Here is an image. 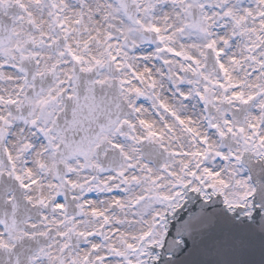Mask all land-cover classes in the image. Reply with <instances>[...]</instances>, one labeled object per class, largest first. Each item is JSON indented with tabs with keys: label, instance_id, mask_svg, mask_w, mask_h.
<instances>
[{
	"label": "snow or ice",
	"instance_id": "6c2138e0",
	"mask_svg": "<svg viewBox=\"0 0 264 264\" xmlns=\"http://www.w3.org/2000/svg\"><path fill=\"white\" fill-rule=\"evenodd\" d=\"M0 264H264V0H0Z\"/></svg>",
	"mask_w": 264,
	"mask_h": 264
}]
</instances>
